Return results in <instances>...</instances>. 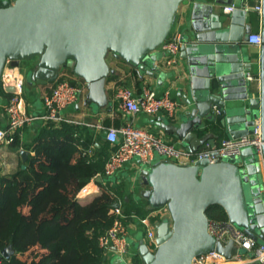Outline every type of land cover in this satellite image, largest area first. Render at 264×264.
I'll return each instance as SVG.
<instances>
[{"label": "water", "instance_id": "obj_1", "mask_svg": "<svg viewBox=\"0 0 264 264\" xmlns=\"http://www.w3.org/2000/svg\"><path fill=\"white\" fill-rule=\"evenodd\" d=\"M188 1L5 0L0 5V83L8 62L21 68L35 60L26 68L27 79L44 86L69 68L88 84L86 103L105 108L110 104L107 83L116 73L110 57L143 76L165 79L158 50ZM248 2L198 0L191 5L192 32L181 50L187 77L180 97L187 109L180 122L160 118L155 123L192 152L210 141L207 134L199 138L208 129L240 139L259 126L264 140V0L260 11ZM232 4L237 8L228 16L217 8ZM255 19L261 24L262 42L253 52L246 45ZM4 90L16 93L12 85ZM215 109L221 111L219 118ZM21 155L26 169L30 152ZM141 183L146 187L141 195L151 209L167 206L170 211L157 228L158 248L152 251L144 242L136 246L142 264H193L212 251L227 257L245 253L233 241L224 245L210 233L207 212L212 207L222 208L232 226L264 243V147L261 153L247 148L214 164L156 162L142 171ZM13 255V247L5 248L0 262Z\"/></svg>", "mask_w": 264, "mask_h": 264}, {"label": "trees", "instance_id": "obj_2", "mask_svg": "<svg viewBox=\"0 0 264 264\" xmlns=\"http://www.w3.org/2000/svg\"><path fill=\"white\" fill-rule=\"evenodd\" d=\"M76 134L74 125L47 124L32 145H25L34 153L27 168L0 173V253L9 246L15 251L2 264H105L100 238L114 225L112 210L120 198L108 181L90 198H78L103 173L104 162L90 155L91 138ZM121 209L125 219L144 218L154 210L146 200L141 207L122 201ZM207 214L210 221H229L220 207Z\"/></svg>", "mask_w": 264, "mask_h": 264}, {"label": "built area", "instance_id": "obj_3", "mask_svg": "<svg viewBox=\"0 0 264 264\" xmlns=\"http://www.w3.org/2000/svg\"><path fill=\"white\" fill-rule=\"evenodd\" d=\"M237 5H227L225 11L232 13ZM261 10V6L255 7ZM262 37L260 34H251L247 40L248 45L260 46ZM186 43L184 34L179 30H172L169 38L160 47L163 53V60L166 67L175 66L181 57L182 47ZM8 62L3 72L0 83L2 101L8 102L4 108V115L7 120L5 128L0 127V155L3 145H10L14 142L15 136L27 125H30L38 119L26 111L23 104V89L25 79L19 68H15ZM71 70L62 71L58 80L53 86L52 91L43 97L45 114L39 119L47 125L54 123L60 126L62 123L76 124L77 122L65 117L64 111L71 105L78 104L82 96L86 93V85L76 82H70ZM248 75V79L252 80ZM5 85H12L16 88V93L10 97L4 90ZM116 99L119 101L127 115L137 116L145 114L154 117L163 114L167 119L175 120L178 116L180 103L175 100L169 91L164 95H158L155 89L146 88L142 96H138L129 86L120 85L116 88ZM218 116L221 111L215 109ZM106 133V140L113 147V151L105 165L104 176L108 180L114 177L122 168L132 162L141 161L142 165L151 167L156 162L168 161L178 165H193L196 162L207 160L214 164L216 161L225 160L230 156H240L242 151L247 148H256L260 153L264 147L261 127L256 126L254 133L240 139L227 138L223 139L218 145H211L198 152H192L180 148L175 143L169 142L162 135H156L150 131L135 126L132 123L119 129L113 127H103ZM157 156L160 160L156 161ZM94 192L90 190L89 185L81 190L78 195L80 200L87 199ZM112 213L117 216L114 225L107 233L100 238V245L105 251V255L115 251L124 264H135V259H140L138 251L129 244L128 226L124 222L125 215L123 210L115 208ZM138 218L145 231L144 243L150 250L155 251L158 248L157 231L153 227L154 223L161 222L170 218V211L167 206L153 210L146 217ZM156 219L158 221H156ZM210 233L217 238V241L227 245L233 241L237 249H243L245 253H236L227 257L217 251H212L205 255L199 256L193 264H264V243L253 239L243 231L236 229L229 221H210Z\"/></svg>", "mask_w": 264, "mask_h": 264}, {"label": "crops", "instance_id": "obj_4", "mask_svg": "<svg viewBox=\"0 0 264 264\" xmlns=\"http://www.w3.org/2000/svg\"><path fill=\"white\" fill-rule=\"evenodd\" d=\"M5 0H0V5ZM14 3L15 0H8ZM198 0H189L187 3L180 7L178 13V18L173 30L181 31L185 37H190L191 32L188 30L191 19V5ZM249 5L253 7L262 6V0H249ZM236 5V4H235ZM227 5H219L217 8L225 14V16L230 15L225 11ZM253 33L252 34H262L261 24L258 19L252 21ZM246 47L255 52L259 50V46L246 45ZM162 49L158 50L160 54V60L158 62L161 70L166 73L165 79L159 77H152L148 75H141L133 67H129L122 61H118L112 57L109 58V63L112 69L116 71V78L113 80H108L107 83V93L109 97L110 104L105 108H95L91 104L86 103V97L88 93L87 85L83 80L75 77L71 72L70 82L76 83L80 82L86 85V93L82 96L80 102L75 105H71L65 111V117L76 121V124H71L76 126L78 129L77 137L91 138L94 147L89 151L92 157L103 160L104 169L105 165L113 151V147L106 140V133L104 128H99L101 125L103 127H113L121 128L125 125L132 123L137 127L144 128L151 133L156 135H162L169 142L175 143L176 146L187 149L183 143L171 135H167L160 128L156 127V121L160 118H167L163 114L150 117L145 114H139L137 116L127 115L122 109L119 101L116 99V88L120 85L129 86L132 88L138 96H142L144 90L155 89L158 95L162 96L165 92L169 91L171 96L180 103V108L178 116L175 120L180 122V118L186 111L187 107L184 105L182 97H180V88H182L184 81L187 77V61L183 59L182 54L179 62L168 68L164 64ZM35 60H30L22 63V67L19 68L22 73L25 84L23 89V104L25 105L26 111L33 117H38L32 124L25 126L17 136V142L10 145H3L1 147L0 155V173L2 176L14 175L24 164L21 152L25 149V145H32L37 139L38 135L42 132L46 124L44 121L39 119L45 114V107L43 102V97L45 94L52 91L54 84L49 85H39L36 83H30L26 76V68L35 65ZM64 71L69 72L70 69H65ZM254 74H252V77ZM7 100L4 99L0 104V127L5 128L7 125V120L4 115V108L7 104ZM220 115H218V118ZM204 134L210 135V141L206 142L199 150H203L211 145H218L223 139L229 138L225 130L217 131L215 129H208L203 131L202 134L199 132V138ZM97 147V149H96ZM30 152V151H29ZM30 154H34L32 151ZM27 164V163H26ZM148 167L142 165L141 161H132L126 164L121 171H119L114 177L106 179L103 173L100 174L103 178L102 182L96 179L92 180L89 184L90 190L94 192L92 196L101 190L102 183L108 181L111 182L112 189L117 192L120 198L121 208L122 201L131 202V205L141 207L145 203V199L142 197L141 193L146 189L145 185L141 183V173L144 169ZM98 176V177H99ZM91 197V196H90ZM88 197V198H90ZM126 225L128 226V241L129 244L137 250V245L144 242L145 231L138 218L124 219ZM160 222L154 223L153 227L158 228ZM121 258L115 251H111L106 255L105 264H124L121 262ZM3 260L0 262L2 264Z\"/></svg>", "mask_w": 264, "mask_h": 264}, {"label": "rangeland", "instance_id": "obj_5", "mask_svg": "<svg viewBox=\"0 0 264 264\" xmlns=\"http://www.w3.org/2000/svg\"><path fill=\"white\" fill-rule=\"evenodd\" d=\"M160 160V158L157 156L156 161ZM138 161V160H137Z\"/></svg>", "mask_w": 264, "mask_h": 264}]
</instances>
